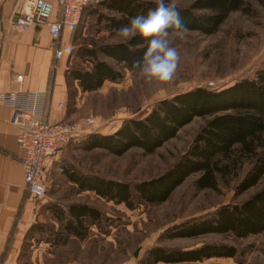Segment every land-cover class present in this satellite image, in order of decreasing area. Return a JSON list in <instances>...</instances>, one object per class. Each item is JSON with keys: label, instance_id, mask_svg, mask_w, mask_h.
<instances>
[{"label": "trees", "instance_id": "16d2710c", "mask_svg": "<svg viewBox=\"0 0 264 264\" xmlns=\"http://www.w3.org/2000/svg\"><path fill=\"white\" fill-rule=\"evenodd\" d=\"M102 3L120 15L104 17L107 27L113 30H119L128 25L132 17L146 15L156 7L153 0H104ZM176 6L186 31L204 35L217 32L232 12L252 11L246 0H190L186 5ZM146 47L144 39L137 36L128 45L117 41L98 47L79 48L75 55L89 61L90 67H72L67 77L76 80L82 92L96 91L106 80L113 82L123 78V73L101 59L99 54L134 72L138 69L133 67V63L142 59ZM195 117L204 120L186 150L161 174L132 186L118 179L72 172L68 177L76 183L75 193L92 191L97 197L124 204L133 210L143 204L165 202L176 187L195 173L198 174L193 181L196 190H218L219 182L228 186L231 178L235 177L236 196L256 186L264 178V70L218 89L195 87L158 100L144 114L123 120L112 133L86 134L81 147L85 150L101 148L114 155L140 148L144 154H152ZM244 167L245 171L240 175ZM44 210L60 225L54 228L36 222L27 233L37 240L41 234L46 242L52 243L64 242L70 237L84 239L89 226L99 223L101 217L96 208L85 203H71L66 207L48 203ZM262 232L264 183L244 199L219 205L213 211L166 228L161 237L188 238L217 233L245 238ZM237 253L234 245L220 242H204L190 248L155 245L147 250L138 264L191 262L213 257H235Z\"/></svg>", "mask_w": 264, "mask_h": 264}, {"label": "rangeland", "instance_id": "374dc122", "mask_svg": "<svg viewBox=\"0 0 264 264\" xmlns=\"http://www.w3.org/2000/svg\"><path fill=\"white\" fill-rule=\"evenodd\" d=\"M103 1L93 0L87 8L82 21L85 36L78 41L80 45L69 52L71 68L90 67L89 61L75 55L79 48L89 47L87 44L90 47H98L123 39L118 30L107 27L105 16L120 15L107 9ZM246 1L252 11L232 12L214 34L185 31L182 35H177L176 31L170 32L171 46L175 47L179 54L176 76L170 84L146 83L139 70L131 72L123 64L99 54L101 59L119 69L123 78L111 81L100 88V91L89 95L90 110L87 114L94 115L99 126L91 127L88 131L112 133L123 120L144 114L158 100L170 98L195 87L218 89L246 76H253L258 70H264V0ZM171 2L186 5L190 0ZM209 82H213V86H209ZM203 120L201 117H195L183 126L175 137L166 141L152 154H144L140 148H131L122 155H114L101 148L84 152L81 147L83 136L71 142L74 146H70V150H76V155L71 161L78 166L80 174L118 179L133 186L171 167L186 150ZM62 149L54 156L59 155ZM54 171L55 169L46 173L49 185L45 196L37 200L39 220L34 223L40 222L54 228L60 225L44 210L48 203L65 207L71 203L88 204L100 212V222L89 226L88 235L84 239L70 237L60 243L46 242L41 234L38 235V240L32 239L27 233L16 264H138L145 257L147 250L155 245L190 248L204 242L234 245L238 253L235 257L155 264H264V232L245 238L217 233L188 238L161 237L163 231L174 224L213 211L219 205L244 199L264 183V178L256 186L236 196V177L231 178L228 186L219 182L218 190H196L193 181L198 174L195 173L176 187L165 202L143 204L129 210L124 204L106 201L92 191L76 194L74 187H70L66 178L60 176L62 171L57 169L60 177ZM26 244L31 245L28 247Z\"/></svg>", "mask_w": 264, "mask_h": 264}, {"label": "crops", "instance_id": "0c3cea01", "mask_svg": "<svg viewBox=\"0 0 264 264\" xmlns=\"http://www.w3.org/2000/svg\"><path fill=\"white\" fill-rule=\"evenodd\" d=\"M19 3L20 0H0V92L18 87L25 92L47 90V98L41 103L49 122L73 120L86 115L90 110L89 95L100 89L82 92L78 82L67 77V72L71 68L69 52L79 46L78 41L85 36L82 21L88 6L77 25L62 26L59 37L62 55L56 58L47 26H33L25 31L13 28ZM57 12L58 8H55L52 19L57 17ZM18 74L22 75L20 83L15 81ZM110 82L106 80L102 87ZM59 102L63 104L62 107H58ZM9 116V107L0 103V264L17 263L25 235L39 220V203L31 198L24 184L22 153L17 144L20 128L8 122ZM66 146L61 148L63 151L59 155L54 156L56 158L50 157L44 161L46 187L49 185L46 173L55 169L58 177H65L66 183L76 188V183L68 177L69 173H79L78 166L71 161L76 150H70L73 143ZM57 169L62 171L60 176Z\"/></svg>", "mask_w": 264, "mask_h": 264}, {"label": "built area", "instance_id": "2783aa9c", "mask_svg": "<svg viewBox=\"0 0 264 264\" xmlns=\"http://www.w3.org/2000/svg\"><path fill=\"white\" fill-rule=\"evenodd\" d=\"M92 2L93 0H20L12 25L17 31H25L33 26H47L55 57L59 58L62 55L59 44L62 26L77 25L84 9ZM55 8H58L57 17L52 19ZM21 80L22 75H16L15 81L20 83ZM213 84L209 82V86ZM47 93V90L25 92L20 87L0 92V103L10 109L8 122L20 128L17 144L22 153L24 184L35 201L43 198L47 192L43 179L44 161L54 156L62 147L90 133L89 128L99 126L97 118L92 114L73 120L49 122L46 109L41 103L47 98ZM62 106L59 102L58 107Z\"/></svg>", "mask_w": 264, "mask_h": 264}, {"label": "clouds", "instance_id": "9594fccd", "mask_svg": "<svg viewBox=\"0 0 264 264\" xmlns=\"http://www.w3.org/2000/svg\"><path fill=\"white\" fill-rule=\"evenodd\" d=\"M153 2L156 4L154 9L146 15L132 17L128 25L118 30L123 37L119 43L128 45L137 36L142 37L147 45L146 51L142 59L134 61L133 67L139 70L146 83L170 84L176 76L179 54L171 46L169 30L182 35L187 28L174 2Z\"/></svg>", "mask_w": 264, "mask_h": 264}, {"label": "water", "instance_id": "95a60500", "mask_svg": "<svg viewBox=\"0 0 264 264\" xmlns=\"http://www.w3.org/2000/svg\"><path fill=\"white\" fill-rule=\"evenodd\" d=\"M15 19H16V16H15Z\"/></svg>", "mask_w": 264, "mask_h": 264}]
</instances>
